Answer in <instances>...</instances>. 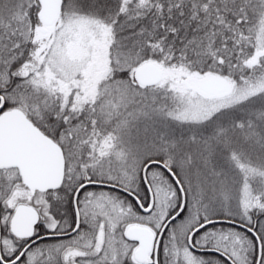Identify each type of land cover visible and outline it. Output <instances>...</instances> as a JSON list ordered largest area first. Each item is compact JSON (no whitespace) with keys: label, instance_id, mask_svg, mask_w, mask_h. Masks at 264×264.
I'll return each mask as SVG.
<instances>
[{"label":"snow or ice","instance_id":"snow-or-ice-1","mask_svg":"<svg viewBox=\"0 0 264 264\" xmlns=\"http://www.w3.org/2000/svg\"><path fill=\"white\" fill-rule=\"evenodd\" d=\"M0 264H264V0H0Z\"/></svg>","mask_w":264,"mask_h":264}]
</instances>
